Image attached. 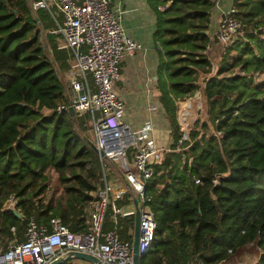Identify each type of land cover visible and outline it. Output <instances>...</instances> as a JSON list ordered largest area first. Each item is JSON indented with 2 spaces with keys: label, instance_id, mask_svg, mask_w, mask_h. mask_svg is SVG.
Instances as JSON below:
<instances>
[{
  "label": "trees",
  "instance_id": "trees-1",
  "mask_svg": "<svg viewBox=\"0 0 264 264\" xmlns=\"http://www.w3.org/2000/svg\"><path fill=\"white\" fill-rule=\"evenodd\" d=\"M147 2L155 14L157 100L172 141L145 186L155 229L139 263L219 264L232 256L228 249L235 254L255 243L256 264H264V0H234L244 36L225 49L205 83L207 119L181 142L178 101L193 96L200 73L212 70L204 51L213 0ZM33 13L28 0H0L2 249L24 239L28 217L86 231L87 204L101 183L100 160L87 143L89 114L55 110L65 101L72 54L56 47L50 15ZM48 172L61 193L42 203ZM9 195L15 209L2 210ZM113 226L120 240H130L132 218L114 225L108 209L103 229Z\"/></svg>",
  "mask_w": 264,
  "mask_h": 264
},
{
  "label": "built area",
  "instance_id": "built-area-1",
  "mask_svg": "<svg viewBox=\"0 0 264 264\" xmlns=\"http://www.w3.org/2000/svg\"><path fill=\"white\" fill-rule=\"evenodd\" d=\"M28 1L33 11L44 10L50 15L55 22L52 33L56 35V47L72 54L66 74L65 101L55 110L67 112L71 107L74 116L89 114L90 140L103 154L99 158L101 183L87 204L89 225L86 231L71 232L58 218H51L47 226L28 217L24 239L19 242L12 239L5 249L0 248V264H48L66 257L74 258L72 252L97 259V262L88 260L89 264H130L132 231L129 232L130 240H120L115 226L104 230L106 211L110 210V219L115 225L118 218L133 217V201L137 200V252L141 258L153 240L155 229L145 186L154 175V166L160 163L164 153L171 150L156 146L152 136L150 116L158 111L157 104H146L148 117L133 130L122 121L124 104L113 84L122 58L133 54L140 45L120 27L122 11H114L110 6L111 0ZM235 13L233 6L223 11L217 26L208 34L209 39L222 46L223 53L244 36L243 24ZM56 16L60 19L56 20ZM209 45L210 42L206 48ZM183 101H178L179 113ZM180 130L183 134L179 142L188 139L181 123ZM109 167L122 179L111 175ZM15 204V197L9 195L1 209L14 210ZM228 253L233 256L231 249ZM139 260L137 264H140Z\"/></svg>",
  "mask_w": 264,
  "mask_h": 264
},
{
  "label": "crops",
  "instance_id": "crops-1",
  "mask_svg": "<svg viewBox=\"0 0 264 264\" xmlns=\"http://www.w3.org/2000/svg\"><path fill=\"white\" fill-rule=\"evenodd\" d=\"M233 2L234 0H213L208 34L217 26L223 11L233 6ZM110 6L114 11H122L120 27L140 45V48L133 54L125 55L122 58L118 77L113 84L116 94L124 104L123 124L130 130L137 128L148 117L146 104H157L158 111L150 116L152 136L156 146L170 148L172 141L170 124H168L157 100L156 71L159 57L158 45L153 39L154 11L147 0H111ZM55 18L59 20V16ZM209 42L210 45L204 53L211 62L212 70L210 73H200L198 78L200 87L195 94L196 96L202 95L203 98L205 83L214 75L223 53L219 43L211 39ZM177 118L180 121L178 111ZM109 173L115 175L112 167H109ZM115 178L122 179L118 173ZM66 261H69L70 264H89L88 260L77 257L66 259Z\"/></svg>",
  "mask_w": 264,
  "mask_h": 264
},
{
  "label": "rangeland",
  "instance_id": "rangeland-1",
  "mask_svg": "<svg viewBox=\"0 0 264 264\" xmlns=\"http://www.w3.org/2000/svg\"><path fill=\"white\" fill-rule=\"evenodd\" d=\"M231 54H235V52L233 51ZM260 78H264V73L260 76ZM196 92H198V91H196ZM196 92H195V94H196ZM195 94L191 97L180 99L182 101L186 100V102L183 104V106L180 110V113H181V111H183V107L185 106V104L187 102H189L190 100L194 99L197 102L195 104H198L196 112H195V116L193 117V119H184V118L182 119L180 117L181 118L180 121L178 120L179 124L181 123V127L183 128V132L186 134L187 138H189L190 130H192V128L194 127L195 123L198 120L204 121L207 119L204 98L202 95L196 96ZM178 108H179V106H178ZM75 129H76V127H75ZM200 130H202V129L200 128ZM217 135H219V133H217ZM48 177L49 178L47 181V187H46L45 193L43 195L44 199H42V201H41L42 203H44L45 199L49 198L50 196L55 198L56 196H58L61 193V186L57 183L56 175L53 172H48ZM259 254H260L259 247L255 243L249 244L243 248L238 249L236 251V253L233 254V256H231L226 261H224L220 264H245V263L246 264H256L257 260L259 258Z\"/></svg>",
  "mask_w": 264,
  "mask_h": 264
},
{
  "label": "water",
  "instance_id": "water-1",
  "mask_svg": "<svg viewBox=\"0 0 264 264\" xmlns=\"http://www.w3.org/2000/svg\"><path fill=\"white\" fill-rule=\"evenodd\" d=\"M29 10H30V12L32 14H34L33 10L31 9L30 6H29ZM34 21L38 23V20H37V18L35 16H34ZM67 113L70 116H74V113H73V110H72L71 107H68ZM87 143L89 144L91 149L97 154L98 158H101L103 154H102V152L100 150H98L95 147L93 142H91V140H87ZM133 204H134V207H135V211H134V215L132 217V242H131L132 259H131L130 264H137L138 260L140 259V256H141L137 252L138 236H139V232H138L139 210L137 208V200H134ZM72 255L74 257H77V258H80V259H85V260H90V261H93V262H97L96 258H93L92 256L86 255V254L81 253V252H72ZM261 257H263V256H261ZM66 258L55 260V261H51L48 264H63L65 262Z\"/></svg>",
  "mask_w": 264,
  "mask_h": 264
},
{
  "label": "bare ground",
  "instance_id": "bare-ground-1",
  "mask_svg": "<svg viewBox=\"0 0 264 264\" xmlns=\"http://www.w3.org/2000/svg\"><path fill=\"white\" fill-rule=\"evenodd\" d=\"M197 103L194 99L190 100L189 106L185 111H181L180 113V117L183 119H193V117L195 116V112L197 109V105L195 104Z\"/></svg>",
  "mask_w": 264,
  "mask_h": 264
}]
</instances>
